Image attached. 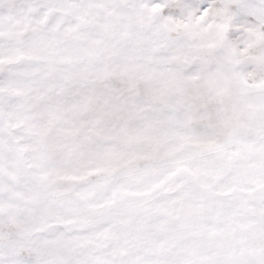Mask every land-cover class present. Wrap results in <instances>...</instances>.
I'll return each mask as SVG.
<instances>
[{"label": "snow or ice", "instance_id": "6c2138e0", "mask_svg": "<svg viewBox=\"0 0 264 264\" xmlns=\"http://www.w3.org/2000/svg\"><path fill=\"white\" fill-rule=\"evenodd\" d=\"M0 264H264V0H0Z\"/></svg>", "mask_w": 264, "mask_h": 264}]
</instances>
